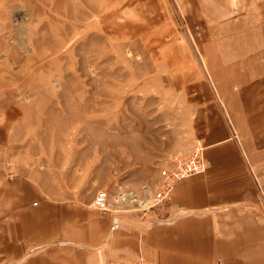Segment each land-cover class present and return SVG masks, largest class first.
I'll list each match as a JSON object with an SVG mask.
<instances>
[{
  "label": "crops",
  "instance_id": "0c3cea01",
  "mask_svg": "<svg viewBox=\"0 0 264 264\" xmlns=\"http://www.w3.org/2000/svg\"><path fill=\"white\" fill-rule=\"evenodd\" d=\"M175 1L192 25H206L205 71L195 65L185 78L186 59L171 62L182 61L184 114L205 170L175 183L163 219L112 231L111 214L94 207V189L78 183L62 192L43 171L10 172L22 156L20 109L11 107L0 120V264H264V63L238 45L231 21L261 16L264 0ZM168 2L117 0L102 25L114 39L162 47Z\"/></svg>",
  "mask_w": 264,
  "mask_h": 264
},
{
  "label": "rangeland",
  "instance_id": "374dc122",
  "mask_svg": "<svg viewBox=\"0 0 264 264\" xmlns=\"http://www.w3.org/2000/svg\"><path fill=\"white\" fill-rule=\"evenodd\" d=\"M115 1L0 0V120L20 109L22 156L10 172L43 171L62 192L78 183L106 192L105 212L138 224L164 218L166 202L155 204V194L165 172L201 149L184 114L182 61L171 62L186 59L185 78L195 65L205 71L206 25H192L169 0L158 30L164 51L152 39L123 42L102 25ZM231 21L238 45L264 63V11Z\"/></svg>",
  "mask_w": 264,
  "mask_h": 264
},
{
  "label": "built area",
  "instance_id": "2783aa9c",
  "mask_svg": "<svg viewBox=\"0 0 264 264\" xmlns=\"http://www.w3.org/2000/svg\"><path fill=\"white\" fill-rule=\"evenodd\" d=\"M201 150V149H200ZM200 150L195 152L190 156L188 160L177 159L173 163V166L169 171L165 172L162 183L155 194V204H160L162 202H167L169 198L170 191L177 181L180 179L190 176L205 170L206 164L200 154ZM123 198V197H122ZM94 207L106 211L108 209V194L103 191H99L94 199ZM118 222L116 220L112 221L110 230L115 231L119 228ZM129 264H155L146 259H140Z\"/></svg>",
  "mask_w": 264,
  "mask_h": 264
}]
</instances>
